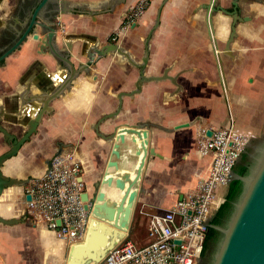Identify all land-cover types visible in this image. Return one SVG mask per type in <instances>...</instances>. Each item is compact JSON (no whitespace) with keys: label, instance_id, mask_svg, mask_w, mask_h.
<instances>
[{"label":"crops","instance_id":"1","mask_svg":"<svg viewBox=\"0 0 264 264\" xmlns=\"http://www.w3.org/2000/svg\"><path fill=\"white\" fill-rule=\"evenodd\" d=\"M27 1L0 0V35L22 27L26 15L21 6ZM137 1L125 0L114 9L94 14L97 8L109 6V0H70L69 8L78 7L80 12L67 9L59 14L66 28V37L59 34V42L62 46V38L71 40L75 65L88 60L92 47L108 42L120 43L130 58L114 52L96 58L88 71L81 72L70 88L51 101L52 111L44 114L38 130L4 162L2 170L17 178L40 177L48 170L59 144H68L63 150H73L82 161V180L92 196L114 143L106 134L121 124H147L156 153L146 163L129 235H137L136 240L131 238L145 245L155 238L150 213L171 207L209 171L212 155L197 152L202 128H220L233 117L236 127L250 134L251 142L264 135V0H238L243 19L237 22L236 36L228 49L226 39L233 16L222 9L213 14V40L202 6L209 0H166L156 28L163 0H150L136 24L124 30L118 40H111ZM218 1L231 11L236 7L234 0ZM86 10L89 13L83 12ZM146 40L149 54L145 73L163 74L167 70L177 84L168 78L145 81L139 92L123 96L116 116L105 119L96 129L99 118L117 107V94L135 87L140 71L130 61H142ZM7 46L0 39V53ZM66 72L67 68L57 65L29 36L0 63L2 124L21 136L27 128L23 123H27V115L33 116L41 105L35 100L31 109H24L22 98L49 92L64 80ZM49 77L52 82L47 85ZM185 122L188 125L179 126ZM9 147L0 131V154ZM26 185L7 187L0 197V214L14 220L10 224L0 221V264H66L70 243L44 223L33 221ZM226 191L227 186L219 189L220 194Z\"/></svg>","mask_w":264,"mask_h":264},{"label":"water","instance_id":"2","mask_svg":"<svg viewBox=\"0 0 264 264\" xmlns=\"http://www.w3.org/2000/svg\"><path fill=\"white\" fill-rule=\"evenodd\" d=\"M124 1L109 0V6L103 5L93 13L109 11ZM165 1L163 0L158 8L153 28L160 23V13ZM69 3L70 0H29L21 6V13L26 15L22 27H13L12 31L0 35L3 43L8 44L0 53V63L31 36L38 41L42 51L49 52L57 65L67 68L64 80L54 89L49 92L46 90L42 93L29 94L22 98L21 104L24 109H31L35 100L40 101L41 105L33 116L27 115V123L23 122L27 128L21 136L2 124L3 117L0 114V131L10 146L0 154V197L7 187L24 185L30 181L28 178L5 174L2 166L8 158L18 153L21 146L38 130L44 114L53 109L51 101L70 88L81 72L88 71L96 58L112 52L130 58L129 52L120 43L108 42L101 47H92L87 53L88 60L75 65L71 60L72 42L68 38L63 40L66 34L59 32L60 27L57 23L59 14L66 13L67 9L71 12H80L78 7L69 8ZM234 4L236 7L233 11L222 6L218 0H209L202 5L206 10L205 19L213 40V14L221 9L232 14L226 49L230 47L236 36L237 22L243 19L237 9L238 0H234ZM83 12L89 13V10ZM59 34L63 37L62 46H60ZM151 34L150 31L148 38ZM147 43L148 40L142 61H130L140 71L135 87L117 94V107L99 118L96 129L105 119L116 116L122 109L123 96H132L139 92L145 81L168 78L177 84L173 76L166 72L167 70L163 74L145 73L149 54ZM218 67L221 71L220 63ZM46 81L49 85L52 79L49 77ZM15 121L20 122L16 116ZM213 131L214 129H208V135H212ZM106 135V139L111 138L114 142L110 158L100 180L95 184L96 192L92 196L88 190L82 192L85 207L90 209V216L83 238L70 243L66 264H98L105 259L113 247L130 235L146 163L156 153L150 145V129L147 124H121L114 126ZM249 145V150H245L247 154L240 156L229 176L230 185L221 210L202 220L200 225L202 246L190 253L186 264H264V135L253 142L250 139L247 148ZM67 146L68 144H59L58 150L49 159L48 169L52 167L55 155L60 154ZM29 199L31 194L27 193L26 200ZM2 208L10 207L2 205ZM0 221L6 224L14 222L13 218H6L2 214ZM176 242H180V239Z\"/></svg>","mask_w":264,"mask_h":264},{"label":"built area","instance_id":"3","mask_svg":"<svg viewBox=\"0 0 264 264\" xmlns=\"http://www.w3.org/2000/svg\"><path fill=\"white\" fill-rule=\"evenodd\" d=\"M150 0H138L125 13L119 29L110 36L118 40L120 34L135 24L146 12ZM59 32L66 33L61 20ZM251 139L248 132L236 127L233 117L208 135L202 128L197 138L199 155L211 154L207 175L186 196L176 200L164 211L150 213V229L155 238L138 245L131 237L113 247L98 264H186L190 253L202 246L200 225L221 207L225 195L219 189L226 186L236 161L247 149ZM83 163L73 150L55 155L53 164L42 176L32 178L25 189L31 194L27 208L33 221L44 223L59 237L72 243L83 238L90 209L85 207L82 192ZM180 239V242H176Z\"/></svg>","mask_w":264,"mask_h":264},{"label":"flooded vegetation","instance_id":"4","mask_svg":"<svg viewBox=\"0 0 264 264\" xmlns=\"http://www.w3.org/2000/svg\"><path fill=\"white\" fill-rule=\"evenodd\" d=\"M242 155H243V154H242ZM242 155H241V156H242ZM229 185H230V183H228V184L226 185V186H227V190H228V188H229ZM226 193H227V191H226ZM225 196H226V194H225ZM219 210H220V209H217L215 212H213L212 215H214V214H216L217 212H219ZM212 215H211V216H212Z\"/></svg>","mask_w":264,"mask_h":264},{"label":"rangeland","instance_id":"5","mask_svg":"<svg viewBox=\"0 0 264 264\" xmlns=\"http://www.w3.org/2000/svg\"><path fill=\"white\" fill-rule=\"evenodd\" d=\"M29 183V182H28ZM28 183H26L27 185H26V187L28 186ZM96 184V183H95ZM24 186H25V184H24ZM96 188V187H95ZM92 199V198H91ZM144 231V228L142 229V232ZM134 240H136V238H137V235H133V236H131Z\"/></svg>","mask_w":264,"mask_h":264},{"label":"trees","instance_id":"6","mask_svg":"<svg viewBox=\"0 0 264 264\" xmlns=\"http://www.w3.org/2000/svg\"><path fill=\"white\" fill-rule=\"evenodd\" d=\"M243 155H246V153L244 152ZM229 183H230V182H229ZM221 208H222V205H221V207H220L219 209L221 210ZM220 210H219V211H220ZM129 237H130V236H129Z\"/></svg>","mask_w":264,"mask_h":264}]
</instances>
